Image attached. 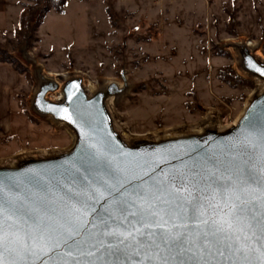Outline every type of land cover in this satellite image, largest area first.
<instances>
[{
	"label": "water",
	"instance_id": "obj_1",
	"mask_svg": "<svg viewBox=\"0 0 264 264\" xmlns=\"http://www.w3.org/2000/svg\"><path fill=\"white\" fill-rule=\"evenodd\" d=\"M226 47L238 71L264 84L254 48ZM23 58L37 82L31 109L66 127L73 141L62 152L0 163V219L12 241L0 249L5 264H264V88L224 130L129 138L107 102L128 92L124 70L121 84L90 93L79 75L50 78L29 54ZM218 185H231L227 200ZM237 202L252 228L237 232L232 248L192 242L204 220L224 219ZM33 219L48 230L38 231ZM175 237L186 239L172 246Z\"/></svg>",
	"mask_w": 264,
	"mask_h": 264
},
{
	"label": "rangeland",
	"instance_id": "obj_2",
	"mask_svg": "<svg viewBox=\"0 0 264 264\" xmlns=\"http://www.w3.org/2000/svg\"><path fill=\"white\" fill-rule=\"evenodd\" d=\"M44 5L28 15L24 35L16 28L0 34L1 48L25 69L0 134V163L62 152L73 141L66 127L31 109L37 82L24 53L50 78L79 75L95 88L121 84L124 70L129 90L108 106L129 138L188 131L211 119L230 126L260 89L226 45L253 44L264 59V0H67L62 14L50 10L32 33Z\"/></svg>",
	"mask_w": 264,
	"mask_h": 264
},
{
	"label": "snow or ice",
	"instance_id": "obj_3",
	"mask_svg": "<svg viewBox=\"0 0 264 264\" xmlns=\"http://www.w3.org/2000/svg\"><path fill=\"white\" fill-rule=\"evenodd\" d=\"M219 194L227 200L228 192L231 188V185H218ZM236 201H240V197L236 196ZM224 207H228L226 203ZM4 213V205L0 204V217L3 216ZM204 225H206V230L198 232L196 236L193 238V243L205 242L208 245L215 247L216 245H224L228 248H232L234 241H239L241 239L240 235H237V232H243L245 229H251L252 224L245 214L244 207H242L241 202L233 203L229 212L225 214L224 219L222 220H204ZM33 224L36 229L40 232H44L48 230V226L43 224L42 221L37 219H33ZM11 227V226H9ZM156 227H163L162 224H157ZM138 234L143 237L145 233L143 231L137 230ZM261 232L264 233V227L261 228ZM150 237H156L157 235L164 236L163 233H149ZM247 238L246 236L244 237ZM184 237H175L171 241L172 246H180L185 242ZM262 241H264V236L261 237ZM227 242V243H225ZM12 243V241L8 240V236L5 232V225L2 219H0V249H4L7 244ZM67 243V241H65ZM155 244V241H153ZM165 243H169L167 239H165ZM47 253H45L46 255ZM223 255V252L220 253ZM38 259H40L38 257ZM0 264H5L2 253H0ZM41 264H45L43 260H41ZM164 264H167V261H164Z\"/></svg>",
	"mask_w": 264,
	"mask_h": 264
},
{
	"label": "crops",
	"instance_id": "obj_4",
	"mask_svg": "<svg viewBox=\"0 0 264 264\" xmlns=\"http://www.w3.org/2000/svg\"><path fill=\"white\" fill-rule=\"evenodd\" d=\"M24 3V0H0V34H7L15 29ZM20 79L21 76L12 67L0 62V134L8 131L12 94L20 89Z\"/></svg>",
	"mask_w": 264,
	"mask_h": 264
},
{
	"label": "trees",
	"instance_id": "obj_5",
	"mask_svg": "<svg viewBox=\"0 0 264 264\" xmlns=\"http://www.w3.org/2000/svg\"><path fill=\"white\" fill-rule=\"evenodd\" d=\"M35 2V6H23L22 11L19 13L17 26L15 27L19 31V35H24L25 32V26L27 22V18L29 14H32L36 11V9L40 6H42L43 2L45 5L42 7V9L37 13V18L32 26V33L36 32L39 26L42 25V22L44 18L46 17V13L50 10H53L55 13L62 14L64 11V7L66 5L67 0H32ZM0 62L5 63L12 67L19 75H21L22 72L25 71L23 64L20 63V61L11 53H8L7 50L2 49L0 46Z\"/></svg>",
	"mask_w": 264,
	"mask_h": 264
},
{
	"label": "bare ground",
	"instance_id": "obj_6",
	"mask_svg": "<svg viewBox=\"0 0 264 264\" xmlns=\"http://www.w3.org/2000/svg\"><path fill=\"white\" fill-rule=\"evenodd\" d=\"M249 47H251V48H253V44H249V43H246ZM254 82L256 83V81L254 80ZM259 85H260V89H262V88H264V84H260L259 83ZM85 86L87 87L86 89L87 90H89V92L90 93H92L93 91H94V86H92L90 83L89 84H85ZM251 96V95H250ZM50 98H52V99H55L56 98V95L55 94H53V95H51L50 96ZM110 101V100H109ZM109 101H107L108 102V105H109ZM241 114V113H240ZM209 115V114H208ZM240 116V115H239ZM238 116V117H239ZM213 117H214V115H213ZM237 119L238 118H236V121H237ZM236 121H233V124L232 125H234L235 124V122ZM231 125V124H230ZM195 126V125H194ZM209 126H213V127H216L217 128V130H224V129H226L227 127H229V126H227V127H221L220 125L218 126V124L216 125V124H214V122L212 121V119L209 121V122H205V123H201L200 125H197V126H195L193 129H191L190 131L191 132H195V131H197V132H201L204 128H207V127H209ZM190 129V128H189ZM188 129V130H189ZM126 135V134H125ZM127 136V135H126ZM21 157V156H20ZM20 157H16V158H10L11 160H7L6 162H4L5 164H13L18 158H20Z\"/></svg>",
	"mask_w": 264,
	"mask_h": 264
}]
</instances>
